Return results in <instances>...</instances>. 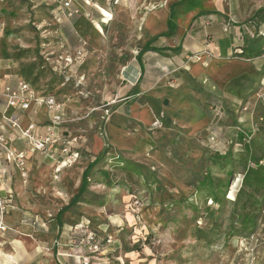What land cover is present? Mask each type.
<instances>
[{
    "label": "rangeland",
    "instance_id": "obj_1",
    "mask_svg": "<svg viewBox=\"0 0 264 264\" xmlns=\"http://www.w3.org/2000/svg\"><path fill=\"white\" fill-rule=\"evenodd\" d=\"M156 1L139 0L133 15L141 13L139 7L145 2ZM234 1L238 20L231 23L228 19L226 26L236 31L235 41L243 48L236 56L260 58L264 55V0ZM119 9L122 15L124 8ZM120 15L118 20L124 21ZM56 29L43 27L42 42L57 45L65 34L70 45L75 43L66 29L54 34ZM13 35L7 32L6 39ZM112 39L109 32L104 33L97 64L92 57L88 63L72 66L71 72L81 75L70 74L65 87H60L63 66L49 64L41 69L37 50L15 51L11 44L1 49L9 67L0 66L1 86L16 74L37 91L44 84L40 78H46L54 98L66 105L65 131L77 138L83 133L85 139L69 144L76 158L73 154L61 157L57 147L56 159L27 149L23 170L2 160L0 197L7 210L6 230L0 234V251L6 254L0 256V264H19L7 255L13 247L23 259L24 247L21 244L17 249L15 241L12 247L14 239L35 256L37 248L42 253L56 242L62 254L73 257L65 264H264V138L252 141L248 127L240 131L238 100L229 98L225 103L218 136L210 141H164L157 146L165 151L164 156L156 162L124 160L108 146L98 156L92 153L91 129L97 125L105 138L106 119L116 105L111 102L128 100L112 97L111 86L119 84L121 66L108 65L107 60L122 48L121 32ZM48 56L44 58L51 63L55 56ZM258 97L253 122L264 126V92ZM251 98L247 94L243 102ZM251 105L249 101L247 111ZM75 111L79 113L76 119ZM207 117L201 114L204 121ZM38 122L36 118L35 125ZM200 135L197 138L203 140ZM14 146L22 148L17 143ZM95 157L98 161L81 189L84 169ZM22 227L33 229L22 231ZM89 237L93 241L88 243Z\"/></svg>",
    "mask_w": 264,
    "mask_h": 264
},
{
    "label": "crops",
    "instance_id": "obj_2",
    "mask_svg": "<svg viewBox=\"0 0 264 264\" xmlns=\"http://www.w3.org/2000/svg\"><path fill=\"white\" fill-rule=\"evenodd\" d=\"M58 1L0 0V66L9 68L1 53L5 46L11 44L15 51L20 52L37 50L35 54L42 60L41 69L49 64L63 66L59 70L60 87H65L70 74L75 77L81 75L71 72L72 66H80L83 61L88 63L92 57L97 64L105 32H109L113 39L117 32H121L122 48L111 54L113 56L107 64L121 66L119 84L111 86L112 97L128 100L111 102L116 105L107 116L105 138L97 125L91 129L89 139L93 154L98 156L108 146L112 153H119L124 160L153 163L159 156H164L165 151L157 147L164 141H210L223 128L219 120L222 110L227 109L225 103L229 98L238 100L240 131L244 126L248 127L250 140L263 141L264 126L258 121L255 124L253 118L257 120L254 108L260 92H264V55L260 58L255 56L252 60L237 58L236 54L243 48L235 41L236 31L226 26L228 19L231 23L235 22L234 19L238 20L234 0H157L142 4L139 7L141 13L135 16L133 7L139 0H123L120 6L121 0H118L117 6L110 7L104 0H92L98 8L79 0L75 6L80 9V14L71 19L63 14ZM120 7L124 8L122 15ZM119 15L124 21L118 20ZM45 26L57 27L54 34L63 33V28L66 29L75 43L70 45L65 34L63 41L57 45L43 43L44 32L40 30ZM7 32L14 34L12 38L6 39ZM92 37L96 38V47ZM50 49L53 52L47 54ZM63 49L67 52H62ZM36 55L33 59L38 61ZM46 55L56 58L51 57L49 63L50 60L44 58ZM234 55L236 57L229 58ZM65 58L71 60L68 65L64 62ZM236 68L238 72L234 74L232 71ZM230 72L232 76H228ZM9 81L13 84L24 80L11 74ZM40 82L44 84L37 86V91L30 84L36 93L52 94V88L46 85L47 79L41 77ZM247 94L252 95L248 111L246 106L249 101L243 102ZM59 103L66 112L65 103L62 100ZM257 107L261 106L258 104ZM234 110L231 109V113ZM203 113L208 116L206 121L201 118ZM72 115L76 119L79 113L75 111ZM3 116H15L21 127L32 123L37 132H43L49 114L44 107L34 106L27 111L16 112L5 109L0 101V122ZM36 118L39 119L38 125H35ZM8 129V133L15 137L14 143L23 147L18 129ZM60 130L67 134L63 126ZM199 135L203 140L197 138ZM77 139H85L83 133ZM71 154L76 158V151L72 150ZM5 173L10 177L8 170ZM25 229L30 231L33 227L20 228L22 231ZM13 242L17 249L23 245V259L17 250L14 251ZM12 247V252L7 255H12L9 257L11 260L18 259L19 264H65L68 258H73L62 254L56 242L42 253L37 248L36 256L30 255L19 240L14 239ZM4 254L0 251L1 257H5Z\"/></svg>",
    "mask_w": 264,
    "mask_h": 264
},
{
    "label": "built area",
    "instance_id": "obj_3",
    "mask_svg": "<svg viewBox=\"0 0 264 264\" xmlns=\"http://www.w3.org/2000/svg\"><path fill=\"white\" fill-rule=\"evenodd\" d=\"M79 0H59L58 4L66 16L73 18L80 14V9L75 6ZM106 5L116 6L118 0H104ZM86 5L98 8L93 4L92 0H82ZM65 64L71 62L70 58H65ZM0 101L5 109H11L16 112H24L34 106L37 108L44 107L48 114V123L43 132H37L35 126L30 123L26 127L19 125V119L15 116H3L0 122V174L2 160L7 164H13L17 169L23 170L26 160V151H35L46 154L51 159H56L55 149L58 147L61 157H71V146L69 144L76 143L77 137L64 134L61 127L65 123L64 110L62 105L54 98L52 94H38L32 86L24 81H17L13 84L9 83L5 86L0 84ZM8 128L18 129L23 147L17 148L15 141L8 133ZM73 157V156H72ZM24 176V173H21ZM5 201L0 197V234L5 232L4 214L6 212ZM88 243L93 241V237L87 239Z\"/></svg>",
    "mask_w": 264,
    "mask_h": 264
},
{
    "label": "trees",
    "instance_id": "obj_4",
    "mask_svg": "<svg viewBox=\"0 0 264 264\" xmlns=\"http://www.w3.org/2000/svg\"><path fill=\"white\" fill-rule=\"evenodd\" d=\"M98 158L99 157H97L91 164H89L87 167H86V169L84 170V172H83V180H82V186H81V189L82 188H84V186L85 185H83V184H86V177H87V175H88V173H89V171H90V169L96 164V162L98 161Z\"/></svg>",
    "mask_w": 264,
    "mask_h": 264
},
{
    "label": "bare ground",
    "instance_id": "obj_5",
    "mask_svg": "<svg viewBox=\"0 0 264 264\" xmlns=\"http://www.w3.org/2000/svg\"><path fill=\"white\" fill-rule=\"evenodd\" d=\"M57 171H59V170H57Z\"/></svg>",
    "mask_w": 264,
    "mask_h": 264
}]
</instances>
